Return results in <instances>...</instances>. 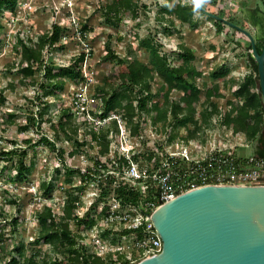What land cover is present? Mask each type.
Returning <instances> with one entry per match:
<instances>
[{"label":"rangeland","instance_id":"374dc122","mask_svg":"<svg viewBox=\"0 0 264 264\" xmlns=\"http://www.w3.org/2000/svg\"><path fill=\"white\" fill-rule=\"evenodd\" d=\"M15 1L13 10L4 9L0 12V89L5 95V101L0 105V151L16 149V153L13 154L0 153V211H2L0 225L5 231L4 241L0 243V253L10 251L12 245L22 242L26 255L36 252L34 257L38 264H42L39 257L49 250L48 244L41 242L33 245L30 242L39 230L36 212L50 207L56 215L62 213L66 190L75 196L77 203L75 214L82 215L89 208L90 213L96 217L94 224L89 227L75 219L69 221L77 246L90 245L87 233L92 232L90 228L93 225L106 223L104 219L107 208L121 213L131 212L130 204L123 203L115 196L116 184L104 181L108 175H114L116 182L123 178L130 185H136L143 190L144 182L130 180L122 172L123 167L114 163L120 154H127L124 148L134 147L143 152L157 149L162 143L166 157L172 153L178 154L183 146L193 149L197 143L210 147L215 143L218 145L241 143L246 145L243 148L245 152L252 151L253 147L244 132L233 131L216 117L208 124L202 123L201 128L187 141L184 138L187 137L189 129L193 130L192 125L173 128L172 123L167 121L153 122L152 114L146 112H142L139 117L136 115L133 117V124L137 121L139 123L137 134L129 132V126L119 115H116L115 130L110 126L111 117L115 116V112H110L106 117L100 116L103 106L97 89L107 83L115 85L122 69L120 61L103 59L106 54V42H110L111 49L121 57L137 56L145 60L147 52L140 46L138 40L148 35L159 45L162 52L170 53L171 58L173 57L171 52L176 51L180 43L191 49L194 54L192 62L202 71L201 76L197 78V83L202 89L200 101L204 98V90L217 83L221 96L214 93L211 98L221 105L222 109L227 108L229 106L227 100L236 99L233 95L236 85L232 84L231 77L239 81L249 71L247 54L250 45L246 35L240 30L226 23L219 31L214 20L199 11L194 13L192 23H182L174 16H170L174 18L173 23H170L166 20L168 15H163L160 7L164 3L171 5L178 0H134L138 7V16L132 18L126 14L117 26L105 21L102 15V6L109 0ZM180 1L191 3L193 0ZM254 1L206 0L199 5L202 9L227 20L238 19L240 26L255 34L257 29L244 18L242 8L243 4L253 6ZM245 13L250 16L247 9ZM53 23L60 24L63 29L57 43L43 48V62L57 70L58 67L71 63L80 53L84 55L76 62L81 78L75 80L71 77H62L63 88L55 90L53 94L44 95V90L40 86V83L46 81L42 70L43 64L40 68L33 64L36 69L32 74L25 75L21 72L20 53L16 41L18 37L33 38L50 30ZM166 25L173 27L174 31L167 34L164 30ZM223 63L228 70L226 75L211 78L209 72ZM160 84L161 80L155 76L152 80V91L155 92ZM77 95L86 101L82 113L79 112L81 107L73 102ZM176 98V91L170 92L169 99ZM153 100L162 103L164 97L161 93H156ZM199 104L200 102L197 109L200 107ZM63 107H69L71 118L69 124L61 126L57 124V118ZM86 110L92 113L93 120L87 115ZM40 111L42 116L39 115ZM9 112L12 113L11 116L7 115ZM85 123L88 124L84 126ZM21 125H26L27 128L21 129ZM74 125H78L75 132ZM88 127L96 131V139L90 137ZM170 134H174L172 139L168 138ZM42 135L54 142L55 149L47 142L38 140ZM74 138L84 140V144H77ZM106 142L108 150L102 153L100 149ZM157 150L161 157V150L159 148ZM21 158L27 165V177L13 180L10 176L15 173V165ZM95 160L104 162L106 167H99ZM139 161L142 167H149L148 161L144 159ZM67 167L74 170L70 174V182L65 180ZM117 167L120 168L119 171ZM43 180L54 181V186L48 193H44L40 187ZM104 184L108 193L91 207ZM80 185L81 188H77ZM11 199L15 202H10ZM104 205L107 207L106 210H103ZM14 216L20 218L15 231L12 230L11 223ZM111 224L113 231H118L122 227L116 221ZM122 235L113 234L114 240L111 239L112 236L107 235L108 237L105 236L104 239L112 247L120 245V249L127 252L132 264L148 255L147 250L139 249L133 237L128 234ZM8 256L2 263L8 260ZM19 264H22V261ZM106 264H119V261L116 260L114 263L107 261Z\"/></svg>","mask_w":264,"mask_h":264},{"label":"trees","instance_id":"16d2710c","mask_svg":"<svg viewBox=\"0 0 264 264\" xmlns=\"http://www.w3.org/2000/svg\"><path fill=\"white\" fill-rule=\"evenodd\" d=\"M212 2H215V0H212ZM15 3V0H0V12L4 9L13 10ZM243 5L244 18L257 29V32L255 31L253 36L257 51L260 52L264 46V0H255L253 6ZM160 9L163 15H168L166 20L170 21V23H173L174 19L170 16H174L182 23H192L194 13L196 11L203 12L202 7L197 5L196 0H193L191 3L178 0L171 5L164 3ZM245 9L250 12V16L246 15ZM126 14H129L132 18L138 16V7L134 0H109L102 6L104 20L113 26H117ZM208 17L214 20L219 31L226 24L218 18ZM230 21L239 25V20L236 18H232ZM62 29L63 27L60 24L53 23L50 30L39 33L33 38L27 36L18 37L16 41V46L20 53L19 68L21 72L25 75L32 74L36 68H40L41 64H43L42 70H44L46 81L40 83V86L44 90V95L53 94L55 90L62 89L64 85L62 77H71L75 80L81 78L80 71L76 68V62L83 58V53L74 57L71 63L58 67L57 70H53L54 68L50 64L43 62V48L46 45L52 46L57 43L60 40ZM164 30L167 31V34L174 31L173 27H167V25L164 27ZM138 42L147 52V59L145 60L137 56L121 57L111 49L110 42H106L105 44L106 54L103 59L114 62L120 61L122 69L118 82L115 85L107 83V85L105 84L97 88L100 92L99 97L103 106L100 113L101 117H106L110 112H115V115H119L125 120L129 126V132L133 135L137 134L139 130V123L137 121L133 124V117L135 115L139 117L142 112L152 114L153 122L160 120L172 123L173 128L192 125L193 130L189 129L187 137L184 138L186 141L195 135L194 132L201 128L202 123L208 124L216 117L223 124L231 127L233 131L244 132L253 149L252 151L245 152L243 148L246 145H241L238 150L242 155L254 154L264 156V100L259 86L256 84V79H258L257 63L252 56L250 48L247 54L249 71L239 81L231 77L232 84L236 85L233 90V95H235L236 99L235 101L227 100L229 106L222 109L211 98L214 93L217 96H221V93L218 92L219 86L217 83L204 90V98L200 101L202 89L197 83V78L201 76L202 71L192 62L194 54L191 49L180 43L179 48L171 52L173 55L171 58L170 53L161 51L159 45L153 41L151 36L140 37ZM247 42L250 45L248 38ZM33 64H36V68L33 67ZM227 71L226 64L223 63L212 69L209 74L211 78L216 79L224 77ZM155 76L161 80V84L154 92L152 91V80ZM173 91H176L177 98L169 99V94ZM156 93L163 95L164 101L162 103L158 100H153ZM4 101L5 95L0 89V105ZM199 102L200 107L197 109ZM45 105H47V102H45ZM197 112L198 116H196ZM39 113L42 116V111ZM7 115L11 116L12 113L9 112ZM70 118L69 107H63L59 111L57 124L61 126L63 124L67 125L70 123ZM87 124L85 123L84 126ZM110 126L117 130L116 117H111ZM73 127L75 132L78 125H74ZM20 128L26 129L27 126L21 125ZM88 128L90 137L96 139V131L90 127ZM173 136L174 134H170L168 138L172 139ZM38 140L40 142H47L49 146L55 149L54 142L49 141L43 135ZM26 141L28 142L29 139H26ZM74 141L79 145L84 144V140L79 141L74 138ZM158 148L161 150V157L158 155ZM157 149L145 150L143 152L134 150L131 156L139 163L141 159L149 162V167L147 168L149 175L153 168H158L159 171L168 166L179 171L184 168L183 163L178 159L172 161V159L165 156L162 143L158 145ZM107 150L108 144L106 142L102 144L100 151L104 153ZM0 153L13 154L16 153V149L1 150ZM95 162V164H99V167H106L104 162L100 163L98 160H95ZM127 162V159L123 155H119L114 161L119 167L126 165ZM99 167L97 166V168ZM119 167H117L118 171L120 170ZM65 171L67 173L65 180L70 182V174L74 170L67 167ZM27 174V165L23 162L22 158L18 159L15 165V173L10 178L21 180L26 178ZM87 175L90 176L89 173ZM104 181H107L109 184L112 182L116 184L114 192L120 201L136 206L142 211L146 210L145 202L153 199L156 194L150 176L147 180L150 188L146 192L139 190L136 185H130L123 178L119 182H116L114 175H108ZM53 186V180L47 182L43 180L40 185L44 193H48ZM77 188H81V185ZM107 193V187L104 184L100 188L98 198L91 207H94L98 200L102 199ZM10 202H15V200L11 199ZM76 206L75 196L72 192L66 190L62 213L56 215L50 210V207H45L44 211L39 210L36 212L39 230L30 242L33 245L44 242L49 246V250L42 257H39L40 262L42 264H106L107 261L114 263L116 260L119 261V264L126 262L127 258L123 253L119 254L118 258L115 259L114 251H108L105 255H98L90 245H76V237L69 226V221L75 219L78 223L89 227L94 224L96 218L95 215L90 213L89 208L82 215L75 214ZM105 208H107L106 205L103 206V210H106ZM17 210H19V207H17ZM0 214H2V211H0ZM19 219L18 216L12 217L13 231L16 230V224ZM131 231L133 229L127 227H121L118 231L106 228L103 230V233L112 236L111 239L114 240L113 234L119 236ZM4 234L3 226L0 225L1 244L4 241ZM136 234L139 236L140 232L136 230ZM7 252L0 253V264H19L21 261L22 264H38V260L34 257L36 252L26 255L22 242L12 245V249ZM6 256H8V260L2 263Z\"/></svg>","mask_w":264,"mask_h":264},{"label":"water","instance_id":"95a60500","mask_svg":"<svg viewBox=\"0 0 264 264\" xmlns=\"http://www.w3.org/2000/svg\"><path fill=\"white\" fill-rule=\"evenodd\" d=\"M203 12L246 35L264 100V46L258 52L248 29ZM151 220L161 249L136 264H264V183L194 187L159 205Z\"/></svg>","mask_w":264,"mask_h":264},{"label":"built area","instance_id":"2783aa9c","mask_svg":"<svg viewBox=\"0 0 264 264\" xmlns=\"http://www.w3.org/2000/svg\"><path fill=\"white\" fill-rule=\"evenodd\" d=\"M73 102L81 107L79 112L82 113L85 109L84 103H86L82 99V96L77 95L73 99ZM86 113L93 120L92 113L88 110H86ZM113 117H116V115ZM241 145V143L240 145H218L215 143L210 147L202 143H197L193 149H188L190 147L183 146L178 154L172 153L167 155L172 161L176 159L181 161L184 165L183 169L179 171L168 166L163 168L162 171H159L158 168H155L151 170L150 175L147 173V168L142 167L131 156L136 149L134 147L124 148L127 154H122L128 162L122 166V172L130 180L138 183L144 182L142 192H146L150 188V185L147 183L150 176L152 184L154 185L151 184V186H153L156 192L155 197L145 202V211L133 205H130L132 208L131 212L123 211L121 213L107 208L108 211L104 219L106 223L104 225L98 223L90 228L93 233H87L88 243L98 255H105L108 251L117 250L114 254L115 259L118 258L119 254L123 253L127 258V261L123 264H132L127 252L120 249V245H114L116 248L114 249L104 239L107 235L103 233V230L112 228L111 223L116 221L122 227L133 229V231L125 234L133 237V241L138 244L140 250H147L148 255L159 252L162 241L153 226L151 213L165 201L174 198L177 194L185 190L205 184L264 183V156L254 154L242 155L238 150ZM111 220L112 222H110ZM136 230L140 232L139 236L136 234Z\"/></svg>","mask_w":264,"mask_h":264},{"label":"clouds","instance_id":"9594fccd","mask_svg":"<svg viewBox=\"0 0 264 264\" xmlns=\"http://www.w3.org/2000/svg\"><path fill=\"white\" fill-rule=\"evenodd\" d=\"M206 2V0H196L197 5Z\"/></svg>","mask_w":264,"mask_h":264}]
</instances>
